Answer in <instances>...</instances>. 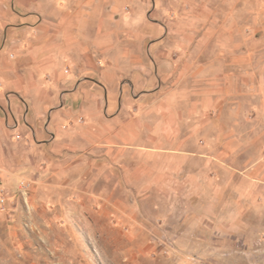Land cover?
I'll use <instances>...</instances> for the list:
<instances>
[{
    "label": "rangeland",
    "instance_id": "1",
    "mask_svg": "<svg viewBox=\"0 0 264 264\" xmlns=\"http://www.w3.org/2000/svg\"><path fill=\"white\" fill-rule=\"evenodd\" d=\"M12 1L0 0L8 15ZM116 1L101 6L94 39L118 53L101 60L150 56V88L177 87L184 107L216 116L241 141L226 154L229 201L257 195L260 207L244 228L237 214L191 213L189 199L128 180L132 147L101 151L94 118H60L52 133L46 119L35 134L0 111V264H264V0Z\"/></svg>",
    "mask_w": 264,
    "mask_h": 264
},
{
    "label": "crops",
    "instance_id": "2",
    "mask_svg": "<svg viewBox=\"0 0 264 264\" xmlns=\"http://www.w3.org/2000/svg\"><path fill=\"white\" fill-rule=\"evenodd\" d=\"M10 4L14 6L10 15L0 7L4 117L18 119L16 127L25 117L35 134H47L46 119L47 132L52 133L60 118L92 117L101 151L113 153L114 145L120 144L132 147L135 161L126 173L143 193L189 199L191 213L237 214L244 228L247 213L260 206L257 195L251 196L252 202L244 194L232 201L227 195L235 183L226 174H234L235 168L226 166V154L241 149V141L229 142L226 126L216 116L194 104L184 107L182 102L187 101L177 95V87L156 88L155 84L150 88L156 75L150 56L133 62L111 56L101 60L103 53H118L108 51L110 44L101 48L94 39L102 27L101 6L112 4L111 0H14ZM78 133L86 139L87 127L81 126Z\"/></svg>",
    "mask_w": 264,
    "mask_h": 264
}]
</instances>
